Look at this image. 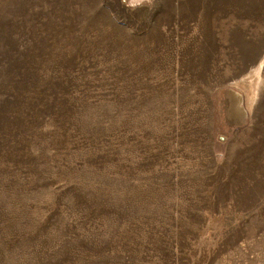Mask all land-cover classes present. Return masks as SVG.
Returning a JSON list of instances; mask_svg holds the SVG:
<instances>
[{"label": "rangeland", "instance_id": "1", "mask_svg": "<svg viewBox=\"0 0 264 264\" xmlns=\"http://www.w3.org/2000/svg\"><path fill=\"white\" fill-rule=\"evenodd\" d=\"M0 264H264V0H0Z\"/></svg>", "mask_w": 264, "mask_h": 264}, {"label": "water", "instance_id": "2", "mask_svg": "<svg viewBox=\"0 0 264 264\" xmlns=\"http://www.w3.org/2000/svg\"><path fill=\"white\" fill-rule=\"evenodd\" d=\"M229 97H234L236 99L235 108L241 115L237 119L227 118L224 120L223 124L226 126L228 133L231 132L232 127H242L248 122V111L245 107V98L242 91L231 86L216 89L215 98L219 107H221L223 103H226ZM219 138L220 140L226 139L225 136H219Z\"/></svg>", "mask_w": 264, "mask_h": 264}]
</instances>
